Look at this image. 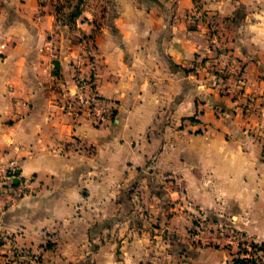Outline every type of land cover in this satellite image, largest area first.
I'll return each mask as SVG.
<instances>
[{"label":"crops","instance_id":"1","mask_svg":"<svg viewBox=\"0 0 264 264\" xmlns=\"http://www.w3.org/2000/svg\"><path fill=\"white\" fill-rule=\"evenodd\" d=\"M112 6L98 28L90 17L68 27L50 0H0L8 232L21 242L48 240L65 260L113 264L110 240L90 251L100 236L90 232L127 222L122 212L136 206L122 188L146 177L170 179L179 204L229 214L234 227L263 238L264 156L254 133L264 130V0ZM196 10L201 18L191 22ZM211 27L216 45L242 64V89L232 75L212 74L226 57L210 42ZM89 35L97 93L115 104L99 126L57 106L78 71L89 74ZM24 181L30 191L13 196Z\"/></svg>","mask_w":264,"mask_h":264},{"label":"rangeland","instance_id":"2","mask_svg":"<svg viewBox=\"0 0 264 264\" xmlns=\"http://www.w3.org/2000/svg\"><path fill=\"white\" fill-rule=\"evenodd\" d=\"M113 1L50 0L56 9L58 20L63 25L73 27L77 20L84 21L86 17H90L96 28L102 25L100 15L103 12H116L117 8L113 9L112 6ZM216 34L215 29L211 27L210 42L216 49L221 48L226 53L223 47L213 42L217 38ZM89 36L85 41L94 46L92 36ZM236 59L226 53L222 65L224 66L226 61ZM211 70L212 74L216 72L215 67ZM226 72L232 75L237 83L230 67ZM113 115L114 110L111 115L107 114L104 122L109 121ZM8 172L13 174L8 170V165L0 162V264H97L88 258L65 260L61 254H55L53 244L48 240L40 243L26 240L21 242L16 232H8V219L4 216L8 209ZM144 178L142 182L124 184L121 198L126 204L136 206V209L122 212L127 220L122 225L108 224V231L101 234L99 227L92 228L90 233L100 236L96 240L97 244L91 243L88 246L90 251L105 238L111 242L113 264H231L235 258L248 256L254 251L253 244L259 246L264 243V237L254 236L258 229L252 230L254 233H248L245 229L234 227L229 214L223 213L224 217H221L215 211L199 210L192 204H179L180 197L183 196L178 191V196L169 194L168 186H172L168 184L170 179ZM23 184L18 192L12 193L13 196L24 195L30 191L31 186L25 185V181ZM171 191L175 192V187ZM134 240L137 241L136 245L131 244L132 248H124L125 242ZM127 250L130 254H127ZM257 253L261 254V251L258 249Z\"/></svg>","mask_w":264,"mask_h":264},{"label":"built area","instance_id":"3","mask_svg":"<svg viewBox=\"0 0 264 264\" xmlns=\"http://www.w3.org/2000/svg\"><path fill=\"white\" fill-rule=\"evenodd\" d=\"M201 13L196 10L190 13L188 19L191 22L200 20ZM213 42H216L214 40ZM94 46L92 43H89L85 48L83 53L86 57L88 65L90 66L89 74L82 75L81 70L78 71L73 78L72 89H65L62 91L58 98L57 106L62 110V112L71 115L73 118L84 117L89 120L92 124L102 125L107 117V114L110 115L115 109V104L113 101L104 99L100 97L96 90V83L93 75V64H94ZM220 56L226 57V53L220 49H217ZM230 67L233 71L237 83L240 84L241 88L244 87V78H243V66L239 63L238 60L226 61L224 66L219 63L218 66H215V75L221 76L222 73L226 74L227 68ZM202 69L204 67H201ZM258 140L262 145V154L264 156V130L261 132H255Z\"/></svg>","mask_w":264,"mask_h":264},{"label":"trees","instance_id":"4","mask_svg":"<svg viewBox=\"0 0 264 264\" xmlns=\"http://www.w3.org/2000/svg\"><path fill=\"white\" fill-rule=\"evenodd\" d=\"M253 248L254 251L248 256L237 257L231 264H264V243H261L259 246L253 244ZM258 249L261 251V254L257 253Z\"/></svg>","mask_w":264,"mask_h":264},{"label":"water","instance_id":"5","mask_svg":"<svg viewBox=\"0 0 264 264\" xmlns=\"http://www.w3.org/2000/svg\"><path fill=\"white\" fill-rule=\"evenodd\" d=\"M18 172H19L18 170H15V173H18ZM16 181H17V177H15V178L13 179V182L16 183Z\"/></svg>","mask_w":264,"mask_h":264}]
</instances>
